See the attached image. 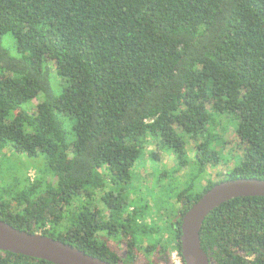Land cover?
I'll list each match as a JSON object with an SVG mask.
<instances>
[{"label":"trees","instance_id":"16d2710c","mask_svg":"<svg viewBox=\"0 0 264 264\" xmlns=\"http://www.w3.org/2000/svg\"><path fill=\"white\" fill-rule=\"evenodd\" d=\"M223 117L244 152L223 181L264 180V0H0V154L46 167V181L0 193L13 228L111 264L139 262L137 250L157 258L145 264L175 252L184 264L183 217L223 182L208 178L227 145L215 133ZM150 145L176 162L158 173L153 207L131 197ZM155 209L163 224L148 223ZM106 234L124 238V258ZM201 244L212 264H264V197L215 209ZM0 264L54 263L0 251Z\"/></svg>","mask_w":264,"mask_h":264},{"label":"rangeland","instance_id":"374dc122","mask_svg":"<svg viewBox=\"0 0 264 264\" xmlns=\"http://www.w3.org/2000/svg\"><path fill=\"white\" fill-rule=\"evenodd\" d=\"M10 37H6L4 45L13 51V44H11L8 39ZM53 75L52 87L56 90V83L58 79ZM57 94L61 92V88L56 90ZM37 105V103L32 102L23 107V109L31 112L32 108ZM65 127L71 137L73 133L72 126L64 122ZM215 133L220 135L227 142V145L223 151L222 161L213 167L208 168V178L214 182H220L228 178L230 172L235 168L236 165H240L241 159L244 157V152L242 148L237 143V136L235 133V122L230 117H223L222 120H219L215 129ZM187 149L191 158L194 157V142L188 141ZM10 149H6L3 153L0 154V193H10L12 195L15 194L16 186L18 188H24L29 182L33 183L34 177L37 181H46V173L43 171L45 167V161L43 158H29L26 155L21 154H13L10 153ZM155 152L159 155L158 162L152 161L150 158V153ZM140 163V162H139ZM138 163V165H139ZM176 165L175 157L167 153L165 151L160 150L157 145H150L144 155V159L142 160L140 167H137L135 173L139 176V181L134 183L135 187V195H132V198H136L139 196H146L147 201L152 205L156 198L159 197L160 194H156L158 190H156V178L160 171H170L174 169ZM43 171V172H41ZM192 170L187 168L182 171L178 176L181 178V181L185 180L187 174H189ZM178 177V178H179ZM190 179V177H188ZM56 182V179L54 178ZM204 185L206 182H202ZM157 191V192H156ZM160 192V191H159ZM98 196V200H100L101 196ZM10 199V198H9ZM99 203V208H101ZM102 215H107V210H102ZM151 216L148 218V223L158 222L163 224L164 221L159 220L157 217L156 209L151 212ZM105 217V216H104ZM163 236L165 234H162ZM167 236V235H166ZM150 260L156 261L157 258L153 256L151 259L148 258L142 251L140 255V264L148 263ZM172 264H182L181 259L178 257L174 258L173 254L171 256Z\"/></svg>","mask_w":264,"mask_h":264},{"label":"water","instance_id":"95a60500","mask_svg":"<svg viewBox=\"0 0 264 264\" xmlns=\"http://www.w3.org/2000/svg\"><path fill=\"white\" fill-rule=\"evenodd\" d=\"M264 197V180H226L209 190L182 220L181 249L184 264H212L202 249L201 229L206 218L221 205L238 198ZM0 251L54 264H111L59 240L13 228L0 218Z\"/></svg>","mask_w":264,"mask_h":264},{"label":"flooded vegetation","instance_id":"af4514ba","mask_svg":"<svg viewBox=\"0 0 264 264\" xmlns=\"http://www.w3.org/2000/svg\"><path fill=\"white\" fill-rule=\"evenodd\" d=\"M103 216H105V215H103ZM99 221H101L102 219H101V216L99 217ZM102 221H104V222H107V223H109L111 220H109L108 218H103V220ZM109 227H113L114 228V230H116V228H115V225L114 224H112V225H108L106 228H109ZM99 235L101 236V237H105V232H103V230L99 233ZM106 237H107V240H108V247L111 249V251H113L114 253H116V254H118V255H120L122 258H124L125 257V251H124V249H126L127 248V246H126V244L124 243V238L123 237H120V238H110L107 234H106ZM137 252L141 255V251L140 250H137ZM143 252V251H142ZM144 253V252H143ZM145 254V253H144ZM154 256V255H153ZM152 256V257H153ZM151 257V258H152ZM139 259H140V257H139ZM135 264H140V261L139 262H136Z\"/></svg>","mask_w":264,"mask_h":264},{"label":"built area","instance_id":"2783aa9c","mask_svg":"<svg viewBox=\"0 0 264 264\" xmlns=\"http://www.w3.org/2000/svg\"><path fill=\"white\" fill-rule=\"evenodd\" d=\"M34 178H35V177H34ZM173 256H174V258L178 257V258H179V260H180V256L178 255V253H177V252L173 253Z\"/></svg>","mask_w":264,"mask_h":264}]
</instances>
